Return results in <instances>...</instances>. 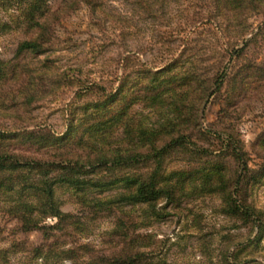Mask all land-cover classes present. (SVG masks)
I'll return each mask as SVG.
<instances>
[{"label": "rangeland", "instance_id": "374dc122", "mask_svg": "<svg viewBox=\"0 0 264 264\" xmlns=\"http://www.w3.org/2000/svg\"><path fill=\"white\" fill-rule=\"evenodd\" d=\"M256 2L0 0V264H264Z\"/></svg>", "mask_w": 264, "mask_h": 264}, {"label": "trees", "instance_id": "16d2710c", "mask_svg": "<svg viewBox=\"0 0 264 264\" xmlns=\"http://www.w3.org/2000/svg\"><path fill=\"white\" fill-rule=\"evenodd\" d=\"M261 7H264V5H262L259 2L258 3L256 2L253 10H255V12L259 13V12H261V10H263ZM35 48H36L35 44L31 43V42H23L20 46L21 50H28V49L34 50ZM2 67L3 66L1 65V62H0V75L4 73V68H2ZM161 151L162 150H160L159 153ZM102 156L101 155L99 156L100 161H105L104 159H106L107 157L105 156V154H102ZM156 157H158V153H157ZM9 158L7 157V155L0 156V161L10 160L12 162L9 170H14L17 166L21 165L20 163L12 161ZM137 158H139V156L136 158H132L130 161H134ZM76 163H77L76 165H79L81 163V161L78 160V161H76ZM48 166H51V165H48ZM44 167H45V165H41V164L33 165L34 170H41ZM156 175H157V173L154 172L150 176L149 182L145 188L140 187L136 190L135 195L139 196V197H144L143 202H149V201L153 200V198H156L162 192L158 189H155V183L154 182H155ZM40 185L43 189L40 191L39 195L36 196L37 199L41 198V202H40L41 210L39 212L43 215V217H54V218L59 219L61 217V213H60L59 208L56 204V201L54 200L52 188H51L50 184H48L46 181H42ZM163 194L166 195L167 192H163ZM145 196H146V198H148V200L145 199ZM241 211H242L243 215L248 214L247 211H245V210L244 211L241 210ZM34 212H36V211L32 210V215ZM32 215L28 216L27 220L21 218L22 224L23 225L33 224L34 221H32ZM34 223H36V221Z\"/></svg>", "mask_w": 264, "mask_h": 264}]
</instances>
